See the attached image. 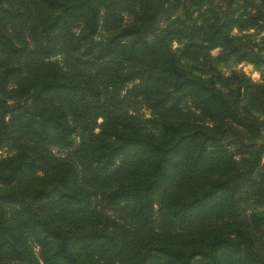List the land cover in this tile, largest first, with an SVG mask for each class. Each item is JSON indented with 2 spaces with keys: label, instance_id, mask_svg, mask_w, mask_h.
Segmentation results:
<instances>
[{
  "label": "trees",
  "instance_id": "obj_1",
  "mask_svg": "<svg viewBox=\"0 0 264 264\" xmlns=\"http://www.w3.org/2000/svg\"><path fill=\"white\" fill-rule=\"evenodd\" d=\"M248 30L264 0H0V264H264Z\"/></svg>",
  "mask_w": 264,
  "mask_h": 264
},
{
  "label": "rangeland",
  "instance_id": "obj_2",
  "mask_svg": "<svg viewBox=\"0 0 264 264\" xmlns=\"http://www.w3.org/2000/svg\"><path fill=\"white\" fill-rule=\"evenodd\" d=\"M245 33L250 34L249 39L254 43H261V40L264 39V30H248ZM232 34H236V31L232 30L231 35ZM174 47L175 44L173 42L171 44V48ZM208 55L210 56L212 64L218 70H220L223 75H227L231 70H235L243 73L252 82L260 81V67L255 66L249 62H235L231 56L225 55L220 48H212L208 51ZM133 114L141 122H144V120H147L149 118L148 111L140 103H135L133 105ZM53 151L56 152V150ZM3 152L4 149H1V154H3ZM59 153L61 152L59 151ZM56 154H58V152H56ZM254 208L256 211L262 212V214L264 215V203L258 204ZM34 251H36V249H34Z\"/></svg>",
  "mask_w": 264,
  "mask_h": 264
}]
</instances>
